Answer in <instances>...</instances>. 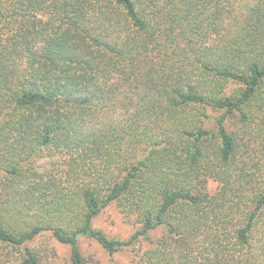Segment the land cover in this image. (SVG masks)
<instances>
[{
    "label": "trees",
    "instance_id": "obj_1",
    "mask_svg": "<svg viewBox=\"0 0 264 264\" xmlns=\"http://www.w3.org/2000/svg\"><path fill=\"white\" fill-rule=\"evenodd\" d=\"M111 204L125 240L92 227ZM44 232L69 264L81 237L264 264V0H0V243L39 264Z\"/></svg>",
    "mask_w": 264,
    "mask_h": 264
},
{
    "label": "rangeland",
    "instance_id": "obj_2",
    "mask_svg": "<svg viewBox=\"0 0 264 264\" xmlns=\"http://www.w3.org/2000/svg\"><path fill=\"white\" fill-rule=\"evenodd\" d=\"M210 115L214 116V114ZM36 159H34L32 164L36 171L57 174L62 170L64 158L59 156V154L48 155L44 153L38 157L37 160ZM92 227L101 231L108 238L125 240L130 237L139 226L136 222L125 219L116 205L111 204L94 218ZM161 232V230L152 232L151 238L155 240ZM78 244L80 252L87 261V264H111L108 255L94 240L81 237ZM150 246L151 245L148 243H139L134 250L125 248L116 252L113 255V259L118 264H142L139 261V257L142 252L147 250ZM27 247L41 254V261L39 264H69L68 248L58 243L50 232L42 233L29 242ZM20 257L21 249H14L11 246L0 243V264H18Z\"/></svg>",
    "mask_w": 264,
    "mask_h": 264
}]
</instances>
